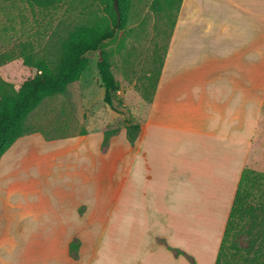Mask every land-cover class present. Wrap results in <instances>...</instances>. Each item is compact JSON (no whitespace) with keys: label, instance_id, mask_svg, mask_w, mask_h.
Masks as SVG:
<instances>
[{"label":"crops","instance_id":"obj_1","mask_svg":"<svg viewBox=\"0 0 264 264\" xmlns=\"http://www.w3.org/2000/svg\"><path fill=\"white\" fill-rule=\"evenodd\" d=\"M161 62L135 143L126 126L85 118L82 76L68 87H84L78 133L34 131L4 153L0 224L12 244L0 242V264H216L242 174L260 169L264 0H182ZM108 126L119 130L105 147ZM191 221L209 224L206 250L183 234ZM29 222L44 226L17 248ZM64 225H91L76 257Z\"/></svg>","mask_w":264,"mask_h":264},{"label":"rangeland","instance_id":"obj_2","mask_svg":"<svg viewBox=\"0 0 264 264\" xmlns=\"http://www.w3.org/2000/svg\"><path fill=\"white\" fill-rule=\"evenodd\" d=\"M156 1L158 0H130L123 30L116 31L115 38L104 47V50L111 55L112 71L120 85V92L113 100L115 111L100 93L103 84L97 66L99 54H88L90 67L83 77L84 84L92 90L88 91V95L94 108L91 112L85 113V118L88 117L87 115L100 117L105 120L106 125L114 123L122 127L126 126L127 121L137 125L146 118L157 74L162 66L161 60L175 20L174 9L172 12H167L166 9L160 12L154 10L153 4ZM159 1L164 2V0ZM108 6L107 0H64L55 7L46 9L32 5L26 0H0V54L13 51L22 54L30 50L34 56L55 63L62 54V45L69 33L77 26L94 25L110 17ZM36 74L37 70L25 65L23 58L0 67V78L16 90ZM83 88L74 85L65 94L44 100L28 117L26 122L28 132L39 130L52 136L78 133L83 126V112L79 110L78 105L79 94ZM114 117H117V120ZM258 157L260 161L257 166L260 169L254 171L264 174V139H261ZM250 191V204L262 207L264 182L260 187L252 188ZM0 215L2 217L9 215L8 211L3 209L1 201ZM26 224V227L24 225L20 227L26 233L18 235L15 241L17 248H25L35 242L31 236L44 226L39 222ZM0 227H2L0 242L6 246L11 245L12 238L7 224H0ZM83 227L88 229L91 225H64V235L71 241L70 244L66 241V246H71L72 242L74 248L81 246L82 239L79 234L83 233ZM68 228H73V232H69ZM185 233H189L191 245L200 249L199 252L208 248L199 239L210 236L209 224L201 225L191 221L185 225L183 234ZM263 235L264 213L257 210L256 215L242 222L229 238L227 260L233 264H244V258H250L255 254ZM215 244L216 242L213 248ZM201 257L203 260L206 258L203 255Z\"/></svg>","mask_w":264,"mask_h":264},{"label":"trees","instance_id":"obj_3","mask_svg":"<svg viewBox=\"0 0 264 264\" xmlns=\"http://www.w3.org/2000/svg\"><path fill=\"white\" fill-rule=\"evenodd\" d=\"M26 1L32 5L47 9L55 7L64 0ZM107 1H109L107 11L110 17L94 25H81L73 29L64 41L62 54L55 63L50 62L46 58L34 56L30 50H26V53L22 54L14 51L0 54V67L18 58H23L25 65L37 70V74L27 79L18 90L0 78V159L19 138L31 133L27 130V119L44 100L65 94L71 84L81 80L83 74L90 67L89 53L99 54L97 66L105 88L104 100L114 111L116 110L113 100L114 96L120 92V85L112 71L111 55L104 50V47L115 38L116 31L123 30L130 0H119L120 23L113 0ZM181 2L182 0H164L162 3L158 0L153 4V9L157 12L164 9L167 12H172V9H174L176 18ZM126 129L129 141L135 143L140 132V124L132 125L127 121ZM118 130V126L105 128V147L108 145L109 136L117 133ZM263 180V173H257L251 169L244 170L226 224L216 264H233V262L227 260L229 238L242 222L254 217L257 210L264 213V205L255 207L250 204V189L260 187L264 182ZM73 246L72 242L70 248L74 257H76L80 247L74 248ZM243 263L264 264V235L255 254L250 258H244Z\"/></svg>","mask_w":264,"mask_h":264},{"label":"water","instance_id":"obj_4","mask_svg":"<svg viewBox=\"0 0 264 264\" xmlns=\"http://www.w3.org/2000/svg\"><path fill=\"white\" fill-rule=\"evenodd\" d=\"M113 4H114V8H115V11L117 13L118 20H119V23H120L121 12H120V8H119V0H113Z\"/></svg>","mask_w":264,"mask_h":264}]
</instances>
